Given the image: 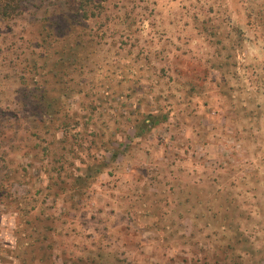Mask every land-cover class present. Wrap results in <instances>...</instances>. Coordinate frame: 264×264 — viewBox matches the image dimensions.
<instances>
[{
    "label": "rangeland",
    "instance_id": "1",
    "mask_svg": "<svg viewBox=\"0 0 264 264\" xmlns=\"http://www.w3.org/2000/svg\"><path fill=\"white\" fill-rule=\"evenodd\" d=\"M81 2L0 13V264H264V0Z\"/></svg>",
    "mask_w": 264,
    "mask_h": 264
},
{
    "label": "trees",
    "instance_id": "2",
    "mask_svg": "<svg viewBox=\"0 0 264 264\" xmlns=\"http://www.w3.org/2000/svg\"><path fill=\"white\" fill-rule=\"evenodd\" d=\"M12 1V0H6L5 3H7L6 5H4L1 10L0 13L5 14V13H9L8 11V3ZM68 5L71 6V8L74 7L73 11L70 16H64V31L67 32L64 34H70V37H74L75 39H80L82 42V49H87V47H85V45L83 44L85 40H88L90 42V45L92 44V40L87 38V36L85 34H83V32H81V30L79 31V27L82 23V19L83 17L85 18L86 16H80V11L81 8L79 7L81 5V1L82 0H64ZM80 1V2H79ZM100 1V0H98ZM4 3V4H5ZM77 3H79V5H76ZM78 6V7H77ZM70 8V10H71ZM72 34V35H71ZM83 34V36H82ZM82 36V38H81ZM84 38V39H83ZM89 51V50H88ZM68 65V63H64V69L66 68V66ZM161 120H165L166 118H160ZM159 117H157L156 115L153 114H148L144 120L141 121V126L138 129V132L136 133L137 137H140L141 135L149 132L152 128H154L155 126H157L160 122ZM65 128H67L66 125H64V131ZM104 151H111L110 148H104ZM119 156V153L114 151L111 153V159L113 161H115L117 159V157Z\"/></svg>",
    "mask_w": 264,
    "mask_h": 264
}]
</instances>
